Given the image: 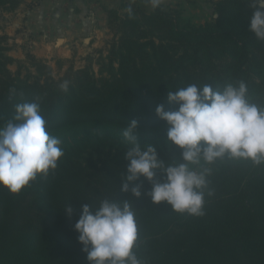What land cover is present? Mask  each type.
Wrapping results in <instances>:
<instances>
[{"label": "trees", "instance_id": "1", "mask_svg": "<svg viewBox=\"0 0 264 264\" xmlns=\"http://www.w3.org/2000/svg\"><path fill=\"white\" fill-rule=\"evenodd\" d=\"M20 1L0 0V7L12 10ZM212 1L216 16L200 26L180 6L133 8L131 16L105 8L114 39L99 76L89 65L70 66L56 78L39 60L33 81L15 76L8 68L15 59L0 35V127L14 120L17 104L38 102L65 152L54 173L38 176L20 194L0 186V264H89L74 226L84 204L98 208L104 199L132 205L139 232L134 251L146 264H264V166L212 165L213 195L206 194L203 217L154 204L144 177L135 182L143 185L139 198L123 191L132 146L123 132L132 120L141 146H155L166 163L183 162L182 150L167 143L170 126L156 113L158 105L178 110L168 102L170 90L206 83L215 90L243 80L264 105V41L250 30L251 0ZM156 179L165 176L157 172Z\"/></svg>", "mask_w": 264, "mask_h": 264}, {"label": "clouds", "instance_id": "2", "mask_svg": "<svg viewBox=\"0 0 264 264\" xmlns=\"http://www.w3.org/2000/svg\"><path fill=\"white\" fill-rule=\"evenodd\" d=\"M152 8H159L163 0H147ZM254 9L250 30L264 41V0H251ZM132 8L127 12L132 15ZM64 92L69 82L60 85ZM168 102L179 105L176 111L156 108L157 115L170 126L169 146L182 150V161L166 163L159 158L155 146H141L132 120L123 136L132 145L125 153L128 161L123 191H131L139 198L141 177L152 183L147 193L154 204L167 202L174 213L203 217L206 194L213 195L209 177L212 165L218 162H251L264 166V105L253 100L243 80L228 82L222 89L213 90L208 83L189 84L169 91ZM16 116L0 127V186L13 194H20L38 176L54 173L65 152L62 141L47 129V121L38 102L16 105ZM157 172L164 174L159 182ZM130 184L134 185L130 188ZM71 216L73 209L64 208ZM79 233L89 264H146L134 249L139 241L135 212L129 201L104 199L98 208L84 204L82 214L74 226Z\"/></svg>", "mask_w": 264, "mask_h": 264}, {"label": "rangeland", "instance_id": "3", "mask_svg": "<svg viewBox=\"0 0 264 264\" xmlns=\"http://www.w3.org/2000/svg\"><path fill=\"white\" fill-rule=\"evenodd\" d=\"M162 4L180 6L199 26L216 16L212 0H163ZM129 7L148 13L153 9L147 0H21L12 10L0 7V35L5 36L7 54L15 59L8 68L30 81L39 74L37 60L51 67L56 78L70 66L89 65L99 76L114 39L105 8H117L124 15Z\"/></svg>", "mask_w": 264, "mask_h": 264}, {"label": "crops", "instance_id": "4", "mask_svg": "<svg viewBox=\"0 0 264 264\" xmlns=\"http://www.w3.org/2000/svg\"><path fill=\"white\" fill-rule=\"evenodd\" d=\"M34 15V14H33Z\"/></svg>", "mask_w": 264, "mask_h": 264}]
</instances>
